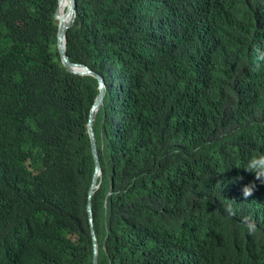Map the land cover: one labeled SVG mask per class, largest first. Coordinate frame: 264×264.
<instances>
[{
  "label": "trees",
  "instance_id": "16d2710c",
  "mask_svg": "<svg viewBox=\"0 0 264 264\" xmlns=\"http://www.w3.org/2000/svg\"><path fill=\"white\" fill-rule=\"evenodd\" d=\"M58 4L0 0V264H93L98 82ZM66 37L106 86L97 264H264V0H76Z\"/></svg>",
  "mask_w": 264,
  "mask_h": 264
},
{
  "label": "water",
  "instance_id": "95a60500",
  "mask_svg": "<svg viewBox=\"0 0 264 264\" xmlns=\"http://www.w3.org/2000/svg\"><path fill=\"white\" fill-rule=\"evenodd\" d=\"M75 13H76V0H71L70 14H69L70 16H68L65 19H61L60 22L58 23L56 19L58 16V8L56 9V12L54 15V19L56 23L58 24L56 47H57L62 65L66 68L68 72L75 74V75H80V76L90 75L97 80L98 86H99V93L90 111L88 124H87L88 134L91 139L92 153H93L94 162H95V171H94V175H93L90 189L88 192L89 201H88L87 209H88L89 222L91 225V231H92L91 233H92V239H93V244H94L93 264H97L98 263V238L94 230V215H93L91 199L96 189L99 188L102 170H101L100 159L98 156V147H97V142H96V137H95V132H94V121L97 117L99 110L101 109L102 104H104L106 86H105L104 78L100 74L92 70L87 65L72 62L68 57L67 50H66V43H67L66 33L74 20Z\"/></svg>",
  "mask_w": 264,
  "mask_h": 264
},
{
  "label": "clouds",
  "instance_id": "9594fccd",
  "mask_svg": "<svg viewBox=\"0 0 264 264\" xmlns=\"http://www.w3.org/2000/svg\"><path fill=\"white\" fill-rule=\"evenodd\" d=\"M247 173L254 174L255 179L264 184V155L259 158L254 157L250 161L248 168L245 170ZM239 179H243L240 177ZM256 189V183L250 182L248 185L244 186L242 189V194L244 198L251 196Z\"/></svg>",
  "mask_w": 264,
  "mask_h": 264
},
{
  "label": "bare ground",
  "instance_id": "6f19581e",
  "mask_svg": "<svg viewBox=\"0 0 264 264\" xmlns=\"http://www.w3.org/2000/svg\"><path fill=\"white\" fill-rule=\"evenodd\" d=\"M68 3L71 4V0H59V4H58V16H57V21L58 23L60 22L61 19H65V15L67 13V6H68ZM66 50H67V43H66ZM61 61V60H60ZM62 63V62H61ZM90 76V75H89ZM98 93H99V86H98ZM94 105V103H93ZM92 105V106H93ZM103 106V104H102ZM101 106V107H102ZM92 109V108H91ZM93 154V153H92ZM99 156V154H98ZM94 158V157H93ZM100 159V158H99ZM95 163V162H94Z\"/></svg>",
  "mask_w": 264,
  "mask_h": 264
},
{
  "label": "rangeland",
  "instance_id": "374dc122",
  "mask_svg": "<svg viewBox=\"0 0 264 264\" xmlns=\"http://www.w3.org/2000/svg\"><path fill=\"white\" fill-rule=\"evenodd\" d=\"M42 165H46L47 166V163L45 161H41L39 163H36V167H39V166H42Z\"/></svg>",
  "mask_w": 264,
  "mask_h": 264
}]
</instances>
